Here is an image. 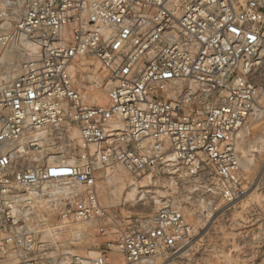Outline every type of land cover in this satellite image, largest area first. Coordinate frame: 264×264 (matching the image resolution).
<instances>
[{
	"label": "built area",
	"instance_id": "2783aa9c",
	"mask_svg": "<svg viewBox=\"0 0 264 264\" xmlns=\"http://www.w3.org/2000/svg\"><path fill=\"white\" fill-rule=\"evenodd\" d=\"M263 44L264 0H24L0 34V53L20 61L0 89V264H154L191 237L165 207L75 254L84 232L72 226L107 219L94 190L102 168L181 166L227 201L245 195L236 143L263 92ZM83 58L106 74L104 106L84 103ZM56 144L76 158L48 159Z\"/></svg>",
	"mask_w": 264,
	"mask_h": 264
},
{
	"label": "rangeland",
	"instance_id": "374dc122",
	"mask_svg": "<svg viewBox=\"0 0 264 264\" xmlns=\"http://www.w3.org/2000/svg\"><path fill=\"white\" fill-rule=\"evenodd\" d=\"M23 8L24 0H0V34L11 32ZM256 60L260 65L255 79L263 92L236 143L245 195L227 201L207 190L200 176L181 166H162L139 176L120 165L99 169L94 190L107 219L72 226L84 232L72 247L75 254L84 255L107 241L116 242L124 233L138 228L140 220L172 207L191 227L192 235L178 251L160 256L154 264H264V44ZM19 64L16 50L0 53V89L16 79ZM76 79L86 106L106 105L109 83L95 60H79ZM70 140L72 150L77 152L80 141L74 127ZM56 147L48 159L70 162L76 158L72 152ZM99 226L106 230L102 237L96 233ZM116 261L123 263L120 258Z\"/></svg>",
	"mask_w": 264,
	"mask_h": 264
},
{
	"label": "bare ground",
	"instance_id": "6f19581e",
	"mask_svg": "<svg viewBox=\"0 0 264 264\" xmlns=\"http://www.w3.org/2000/svg\"><path fill=\"white\" fill-rule=\"evenodd\" d=\"M170 157H172V155H170ZM130 186H131V185H130ZM131 187H132V186H131ZM136 188H137V187H136ZM132 190H134V193L136 192V191H135V187H134V189L132 188ZM132 193H133V192H132Z\"/></svg>",
	"mask_w": 264,
	"mask_h": 264
}]
</instances>
